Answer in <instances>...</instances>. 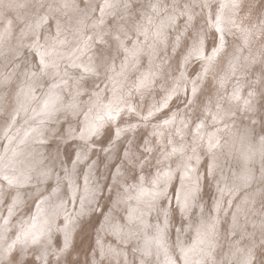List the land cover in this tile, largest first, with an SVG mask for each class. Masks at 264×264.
Returning a JSON list of instances; mask_svg holds the SVG:
<instances>
[{"label": "snow or ice", "instance_id": "6c2138e0", "mask_svg": "<svg viewBox=\"0 0 264 264\" xmlns=\"http://www.w3.org/2000/svg\"><path fill=\"white\" fill-rule=\"evenodd\" d=\"M80 2L83 3V0ZM0 3H3V0H0ZM18 7H24V5L21 4ZM98 7L101 16L89 25L85 10L90 8V5L85 4L82 10L76 0H36L33 5L36 9L35 20L31 23L26 22L20 29L16 45L10 48V57H6L8 64L12 66V71L0 73V93L6 92L9 100L15 95L18 101V107L6 113L5 138L10 143L13 141L14 138L9 136V131L17 123L20 112L28 111L26 105H36L31 109L35 115L30 117L36 121V127L30 131L42 135V129L47 121L58 119L57 113L77 110L80 97L89 95L86 88L89 79L92 80L96 89L90 94V99L95 97L96 100L100 99V84L107 81L108 83H104L103 91H108V84L113 87L111 98L104 97L107 100V104L104 105L106 119L105 116H101L99 118L101 123L93 122L88 128V136L81 134V140L84 143L80 146V151L75 154V161L71 162L75 168L82 160L87 159L90 149L88 137L99 135L105 123L111 126V122L119 121L114 132L117 140L122 135L137 133L141 126L144 128L152 126V131L147 134L143 145H136L134 140H129L130 146L123 151L122 156L117 157L119 166L114 177L119 181L121 169H123V172L130 175L131 180L134 181L132 184H127L125 180L127 186L122 189L118 201V203L132 199L137 201V208L129 211L127 216L128 225L135 224L138 229L141 226L143 229L151 228L155 233L151 240L145 241L143 246H136L130 250L133 256L139 253V264H232L226 257L217 259L220 253L216 251L218 245L215 218L209 216L205 219L201 208V218L198 221L193 219L194 209L198 207L197 193L200 178L196 175L193 179L192 174L195 172L191 164L193 156L185 158L188 145L180 143L177 147L173 138L165 136V130L174 127L175 135H179L181 140L187 130L191 135L193 145L191 151L195 155L196 148L206 136L209 152L221 146L215 134H205L203 131L209 120L212 121L213 126L224 123L227 118L235 116L242 108L246 115L251 113L252 116L258 117L264 129V0H259L258 4L256 0H183V2L171 0V3L168 0H157L156 3L150 5L153 13L160 17V23L154 32H150L149 27L142 22H133L131 26H128L123 16H119V20L113 24L111 29L105 31L100 27L104 25L105 10L114 8L115 5L111 3V0H104V4ZM130 7V2L123 3L125 10H129ZM197 7L200 9V17H206L205 24L213 30L214 44L210 50L211 54H208L209 50L205 48L207 33L198 32L193 37L185 63L195 57L201 61V71L196 73L194 78H189L184 72H180L179 77L174 81V86L164 89L162 103L152 105L146 115L142 114L129 103V99L134 94L132 88L125 92L122 83L117 81V77L127 79L126 69L135 67L140 57L146 55L149 59L148 72L142 74L133 85L135 91L143 95L141 90L152 87L156 75L151 67L152 57L156 52L155 42H160L165 38V29L175 25L178 17H186L185 28L191 27L196 16L194 10ZM67 10H73L76 15L69 16ZM40 12L44 14L41 15ZM240 13H246L248 17L255 16L258 21L256 25H253L255 31L243 27L245 17ZM147 20L151 25L152 17H147ZM53 23L54 32L52 31ZM12 24L13 21L8 20L3 32H0V43L12 35ZM89 30L91 34H88ZM237 33H239L242 45L234 48L232 57L228 61L232 77L236 74L235 61L239 59L236 53L242 51L251 38H256L261 45V59L258 62L259 76L254 83L248 85L252 91H248L246 98L242 97L241 85L237 81L230 95H222L226 77H221L217 80L218 86L206 92L208 84L205 81L211 74L214 63L217 58L222 60L228 55L227 37L229 35L235 37ZM150 39L153 41L152 44L148 43ZM94 47L96 52L89 55ZM121 57V62L117 65L116 61ZM250 63L256 64L257 61L252 60ZM118 67L119 71H117ZM177 71H179V65ZM257 97L260 101L258 107ZM4 99L0 96V100ZM172 105L176 106V111H172ZM123 114L137 118V122L132 123L131 119L125 121ZM252 116H249V119H252ZM37 117L39 120H36ZM8 120H11L10 124L7 123ZM153 120L156 123H153ZM121 123L125 127H120ZM177 124L178 127H176ZM192 126H194V131ZM252 127L254 129L255 121ZM28 134L26 132L25 136ZM158 137L166 139L163 147H153L158 143L156 139ZM23 142L21 139L20 143ZM261 143L264 144V137H261ZM169 146H171V151L167 150ZM157 151L160 152L159 157L155 155ZM177 153L181 155L182 162L177 164L176 169L171 168L170 165L166 167L165 162ZM16 156L17 152L8 147H5L4 152L0 154V198L7 197L11 200L8 205V218H4L5 230L14 210L24 203L20 195L21 189L30 185L33 179L40 183L49 180L51 175L50 170L44 167L17 171ZM147 168L155 169L154 175L148 174L151 175V179L146 178ZM174 174L179 176L180 190L176 191L173 188L175 206H171L172 201L168 199V190ZM64 179L75 191L77 185L72 181V171L65 169ZM240 179L247 185L254 177L250 171H246ZM186 181L188 182L187 187L185 186ZM260 181L264 183V167L261 169ZM84 183L87 193L88 176L84 177ZM59 187L58 181L57 189ZM40 195L42 196L43 193ZM77 199L80 208L73 215L67 211L63 202L54 207L49 205L46 210L43 206L48 203V198L41 199L37 196L33 201L36 205V213L28 220L20 222L16 240L8 246L4 253H0V264H137L135 258L129 261L123 251L124 245L130 244L135 234L131 229L128 233H123L124 226L117 227L111 224L110 217H105L104 223L96 229L94 246H90L82 253L84 259L82 261L70 259L73 251H76L73 232L77 227V221L86 214V205L95 199V195L93 193L91 198L81 196ZM69 203H74V201L70 199ZM166 204L169 207H165ZM217 210H219V203ZM87 211H92V209L88 208ZM154 211L158 222L150 225L145 216ZM177 213L181 217V227L175 229V241L169 251L166 240L170 216L174 219ZM61 215H63L61 221L63 227L56 223ZM42 218L45 227L34 231L36 222ZM185 220L189 221L188 231H194L195 235L194 237L188 235L186 240H182L181 237L185 235ZM53 233L63 234L62 246L59 243L53 246ZM101 233L115 236L117 238L115 243L106 245ZM260 236L259 246L252 244L247 248L246 256L240 264H264V220H261ZM18 242L25 248L29 245L38 246L36 249L38 255L27 262L17 260L15 256L9 259V254ZM161 254H163V260L160 258ZM66 256L68 259H65Z\"/></svg>", "mask_w": 264, "mask_h": 264}, {"label": "rangeland", "instance_id": "374dc122", "mask_svg": "<svg viewBox=\"0 0 264 264\" xmlns=\"http://www.w3.org/2000/svg\"><path fill=\"white\" fill-rule=\"evenodd\" d=\"M124 2H130L131 7L129 10L123 8ZM156 2L157 0H111V3H113L115 7L105 10L104 25L100 27L107 31L119 20V16H123L128 26H131L133 22H142L149 27L150 32H154L156 26L160 23V17L153 13L150 5ZM168 2L171 3V0H168ZM181 2H183V0H181ZM35 3L36 0H3V3H0V32H3L4 27L7 26L8 20L13 21L11 26L12 35L0 43V53H2L0 54V73H9L12 71V66L8 64V59H6V57H10L9 50L16 45V38L19 36L20 29L23 28L26 22L31 23L35 20L36 9L33 8ZM76 3L82 10H84L85 4L90 5V8L85 10L89 18V25L94 23L101 16L98 6H102L104 0H83V3H81L80 0H76ZM256 3L258 4L259 0H256ZM21 4L24 5V7H18V5ZM67 11L69 16L76 15L73 10ZM194 11L196 16L194 17L191 27L185 28L184 20L186 17H178L175 25L165 29V38L160 42H155L156 52L152 57L151 67L156 75L152 87L141 90L143 95H141L140 92H136L133 85L142 74L148 72L149 59L146 55L140 57L135 67L126 69L127 79L117 77V81L122 83L125 92H127L129 88H132L134 94L129 99V103L131 106L136 107L142 114L146 115L147 110L152 105L162 103L165 94L164 89L168 86H174V81L179 77L180 72H184L189 78H194V75L201 71V61L195 59V57L189 59L188 62L185 63V57L191 49L193 37L198 32L207 33L205 36V48L209 50L208 54H211L210 50L214 44L213 30L205 24L206 17H200V9L197 7ZM40 14L43 15L44 13L40 12ZM240 15L245 17L243 27L255 31L253 25L258 23L255 16L248 17L246 13H240ZM114 17L116 18L115 20ZM147 17H152L151 25L148 24ZM52 31H55L54 23L52 25ZM97 31H99V29H97ZM233 31H235V29H233ZM88 34H91V30H89ZM133 39H135V37H133ZM141 40H143V37H141ZM227 40L228 47L226 51L228 55L222 60L217 58V61L214 63L211 74L205 81V83L208 84L206 92L209 89L214 90L218 86L217 80L221 77H226L224 90H222L221 94H231L233 86L239 81L241 85V96L246 98L248 91H252L248 85L254 83L259 76L258 62L261 59V45L257 42L256 38H251L249 44L244 46L242 51L236 53L239 59L235 61L237 65L236 74L235 77H232L228 61L232 57L234 48L241 46L242 41L239 33H237L235 37L229 35ZM148 43L152 44L153 41L150 39ZM95 52L96 48L94 47L89 55ZM121 59L122 57L116 61L117 65L120 64ZM252 60H257V63H250ZM6 65L8 66L5 67ZM178 65L179 71H177ZM117 71H119V67ZM209 81L211 83H209ZM104 83L108 82L105 81ZM104 83L100 84V99L96 100L95 97L90 99V94L96 89L92 80L89 79L86 84L89 95H82L80 97L78 107L82 110L77 114V118L74 119L70 112L57 113L58 119L49 122L52 130L45 129V131H43L44 135L42 137L44 142L42 146L45 149L43 156L46 158V165H44V167L50 170V179L40 183H38L36 179H33L30 185L21 189L20 195L24 203L18 206L14 210V214L10 217L11 229L7 230L6 242L9 241L10 244H13V241L16 240V236L19 233L20 222L28 220L31 215L36 213V205L33 201L37 196H40L41 199L48 198V203L43 206L46 210L49 205L54 207L63 202L67 211L74 215L80 208L77 198L81 196L91 198V194L94 193L95 199L91 200V203L86 205V214L77 221V227L73 232V242L76 251H73L70 259H80L81 261L84 259L82 253L90 246H94L96 229L100 228L101 224L104 223L105 217H110L111 224L117 227L124 226L122 229L123 233L126 234L131 229L135 234L131 243L124 245L123 251L127 255L129 261L135 258L137 264H139V253H136L134 257L130 250L136 246H143L145 241L151 240L155 233L151 228L143 229L141 226L140 229H138L135 224L128 225L127 216L129 211L137 208V201L135 199L126 202L121 201L119 203L118 201L120 200L122 189L127 186L125 180L127 184H132L134 181L131 180L130 175L123 172V169H121V179L119 181L114 177L117 167L119 166L117 157L122 156L123 151L130 146L129 140H134L136 145H143L147 134L152 131V126L149 125L147 128L141 126L137 130V133H128L127 136L122 135L120 139L117 140L114 132L119 121L111 122V126L105 123L104 127L100 129L99 135L88 137L90 149L87 159L82 160L75 168H73V163L71 162L75 161V154L80 151V146L84 143V141L81 140V134L83 133L85 136H88V132H85L86 125H84L87 116V114H85L86 109L90 106L93 107V110L98 106L101 107L98 110V116L94 117L95 123H101L99 118L105 116L106 110L104 105L107 104V100H105L104 97L108 96L111 98V89L113 85L108 84V91L104 92ZM0 96L5 98L4 100H0V125L2 124L3 127L0 129L1 150L2 148L5 149L7 146L5 142L6 138L3 134L7 127L5 123L6 113L11 109V106L17 105L18 101L15 95L9 100L6 92L0 93ZM259 102V98L257 97V106H259ZM175 108L176 106L172 105V111H176ZM92 109L89 110L88 113H91L93 111ZM249 116H252V114L249 113L246 115L241 108L238 114L227 118L224 123H218L213 126L211 120H209V122L207 121L206 127L203 130L204 133L215 134L221 146L209 152L206 136L205 140L196 148L195 155L191 151L193 145L191 144V135L188 134L187 130H185L183 140H181L179 135H175L174 127L165 130V136L173 138L177 147L180 143L188 145L185 158L186 156H193L191 162L195 169V172L192 174L193 179L196 175L200 178L199 192L197 193L198 207L194 209L195 217H193V219L198 221L201 218V208L203 209V217L205 219L209 216L215 218L216 243L218 245L216 251L220 253L217 259L226 257L232 264H240L246 256L247 248L251 247L252 244H256L257 247L259 246L261 240L260 224L261 220H264V183L260 181L261 169L264 167V144L261 143V137H264V129H262L258 117L252 116V119H249ZM123 118L125 121L131 119L132 123L137 122V118H131L127 114H123ZM18 120L19 118L17 117V122ZM253 121H255L254 129L252 127ZM7 123L10 124L11 120H8ZM153 123H156V121L153 120ZM249 123H251V125ZM225 124L227 126H225ZM178 126L177 124L176 127ZM249 126L251 127L249 128ZM120 127H125V125L121 123ZM192 129L193 131L195 130L194 126H192ZM218 129L219 131H217ZM72 131L74 132L72 133ZM2 134L3 136H1ZM156 139L158 143L153 145V147H163L166 143L164 137H158ZM140 150H143L142 147ZM167 150L171 151V146H169ZM236 151L240 152L237 153ZM155 155L159 157L160 152L157 151ZM251 160H253V163ZM181 162L182 157L177 153V155L165 162V166L167 167L170 165L171 168L176 169L177 164ZM65 169L72 171V181L77 185L75 191L69 186V182L64 179ZM246 171H250L254 176V179L247 185L242 183L240 179ZM149 173L154 175L155 169L147 168L145 170L147 179H151V175H148ZM33 175L35 176V173ZM85 176L89 177L87 193L85 192ZM58 181L60 187L57 189ZM185 186H188L187 181ZM173 188L176 191L180 190L178 174L173 175L172 183L169 185L168 199L172 201L171 206H175ZM53 190H55V192ZM41 193H43L42 196L40 195ZM13 195H15L14 192ZM133 195H135V193H133ZM70 199L73 200L74 203L69 204ZM5 200H7V203H5ZM10 203L11 200L7 197H4L3 201L0 203V210L2 213L0 216V224L3 226L4 218H8V205ZM37 203H39V201H37ZM218 203L219 210H217ZM165 207H169V205L166 204ZM88 208H91L92 211H87ZM145 219L150 225H155L158 222L155 211L146 215ZM162 219L161 217V221ZM62 220L63 215H61L56 222L61 227H63L61 223ZM188 223V220L184 221L185 235L181 237L182 240H186L188 235L193 237L195 235L194 231H188ZM44 227L45 225L42 218L36 222V229H34V231ZM180 227V214L177 213L174 219L170 216L169 232L166 240L169 251H171V246L175 241V229ZM101 235L104 237L106 245L114 244L117 239L111 234L101 233ZM57 243L61 246L63 245L62 233H53L52 244L55 246ZM37 247L36 245H29L25 248L18 242L13 247L8 258L11 259L12 256H15L19 261H31L38 255L36 251ZM154 258L155 257H153V259ZM160 258L163 260V254H161ZM65 259H68V257L66 256Z\"/></svg>", "mask_w": 264, "mask_h": 264}, {"label": "bare ground", "instance_id": "6f19581e", "mask_svg": "<svg viewBox=\"0 0 264 264\" xmlns=\"http://www.w3.org/2000/svg\"><path fill=\"white\" fill-rule=\"evenodd\" d=\"M132 2V1H131ZM82 6V5H81ZM136 8V7H135ZM136 10V9H134ZM116 11V10H115ZM119 11V10H118ZM133 11V10H132ZM134 12V11H133ZM109 17V16H108ZM127 17V16H126ZM109 19V18H108ZM250 20V19H249ZM228 38V37H227ZM237 40V39H236ZM229 51V50H228ZM246 51V50H245ZM161 53V52H160ZM245 53V52H244ZM246 54V53H245ZM246 56V55H243ZM257 61V60H256ZM195 62V61H194ZM8 72V71H7ZM230 93V92H229ZM107 94V93H106ZM230 95V94H229ZM18 107V103L15 106H11V109H9L8 112L12 111L14 108ZM26 107H28V111L24 112L21 111L20 115L18 116L19 120L17 123H15L12 126V129L9 131V136L13 137V141L10 143L8 139H5V142L7 143L8 148H11L13 150H15L17 152V156L15 157V166L17 171H26L29 169H36V168H40V167H44L46 158L45 156H43V153L45 152V149L42 146V143L44 142L43 139V135L44 133L41 135L39 133L36 132H31L30 129L35 128L36 127V121H33L32 119H30V117H33L35 115V113L32 112V108L36 107V105L32 104V105H26ZM258 107V106H257ZM93 107L90 106L89 108L86 109L85 114H87L85 121H84V125H86V129L85 132H88V128L89 126L95 122L94 121V117L98 116V110L101 108L100 106H98L96 109H92ZM93 110L91 113H88L89 110ZM176 109V108H175ZM81 108H77V110L75 112H70L73 116V118H77V114L81 111ZM238 114V113H237ZM58 115V114H56ZM241 115V114H240ZM58 117V116H57ZM238 117V116H237ZM242 117V116H241ZM81 118V117H79ZM256 118V117H255ZM36 120H39V117L36 118ZM56 119H52L47 121L46 125L44 126V128L42 129V132L45 131V129H49L52 130V127L49 125V122H53ZM240 120V119H238ZM25 121H27V123H25ZM235 121V120H234ZM237 121V119H236ZM209 122V121H208ZM251 122V121H250ZM251 125V123H249ZM209 125V124H208ZM245 125V124H244ZM251 126H249L250 128ZM2 124L0 125V129H2ZM78 131V130H77ZM28 132L29 134L27 136H25V133ZM74 131H72L73 133ZM4 134V133H3ZM3 134L1 136H3ZM242 134V133H241ZM243 136V135H242ZM241 137V136H240ZM3 139V138H2ZM21 139H23V143H20ZM72 140V139H71ZM42 141V142H41ZM241 141V139H240ZM237 143V142H236ZM238 147V146H237ZM236 148V147H235ZM234 148V149H235ZM4 152V149L2 148L0 150V154H2ZM237 153H239L238 151H236ZM235 153V152H234ZM242 153V152H241ZM9 155H11V153H9ZM236 155V154H235ZM246 155V154H244ZM238 156V154H237ZM236 156V157H237ZM240 156V155H239ZM93 159V158H92ZM247 159V158H245ZM94 160V159H93ZM92 160V161H93ZM249 161V160H248ZM247 161V163H248ZM253 160H251L252 162ZM245 163V164H247ZM253 163V162H252ZM264 164V163H263ZM70 165V164H69ZM249 166V165H248ZM45 168V167H44ZM85 171V170H84ZM35 172H33L34 174ZM245 173V172H244ZM56 174V173H55ZM236 176V174H235ZM179 177V176H178ZM254 177V176H253ZM82 178V177H81ZM101 181V180H100ZM101 183V182H100ZM232 186V185H231ZM261 189V188H260ZM7 191V189H6ZM226 193V192H225ZM222 197V196H221ZM228 200V199H227ZM3 201V198H0V203ZM252 202V201H251ZM226 203V202H225ZM70 204V203H69ZM68 204V205H69ZM2 205V204H1ZM250 205V204H249ZM252 205V204H251ZM5 206V205H4ZM227 206V205H226ZM247 208V207H246ZM244 210V209H243ZM222 212V211H221ZM237 212V211H236ZM1 210H0V216H1ZM222 214V213H221ZM235 216V215H234ZM222 217V216H221ZM10 219V218H9ZM233 221V220H232ZM10 225V223H9ZM8 225V226H9ZM241 225V224H240ZM6 228L5 230V226H3L2 224H0V253H3L5 250L8 249V246L11 245L9 243V241H5L6 235H7V230L11 229V225ZM233 226V225H232ZM251 229V228H250ZM2 230V231H1ZM236 231V230H235ZM238 232V231H237ZM60 235V234H59ZM58 236V235H57ZM14 237V236H13ZM238 237V236H237ZM235 239V238H233ZM226 246V245H225Z\"/></svg>", "mask_w": 264, "mask_h": 264}]
</instances>
